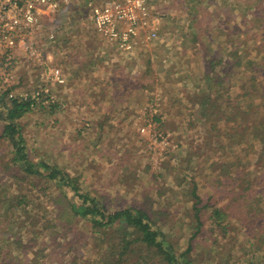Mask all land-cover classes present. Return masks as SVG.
I'll use <instances>...</instances> for the list:
<instances>
[{"label": "rangeland", "instance_id": "rangeland-1", "mask_svg": "<svg viewBox=\"0 0 264 264\" xmlns=\"http://www.w3.org/2000/svg\"><path fill=\"white\" fill-rule=\"evenodd\" d=\"M236 1L224 0L223 5L222 0H152L154 12L159 17L155 25L157 36L148 39L145 29L142 38L147 41L132 52L120 50L115 43L96 34L83 9L74 10L66 17L64 14L52 16L48 22L44 20L41 39L45 41L50 30L58 32V39L55 44H44L43 49L50 60L49 66L60 68L64 82L56 85L47 77L42 79L36 73L39 63L24 62L22 57L11 68L15 75L13 80L19 81L16 94L25 91L30 95L41 82L54 100L40 101L43 104L38 103L18 120L23 144L30 156L77 176L83 191H90L111 207L136 204L145 195L152 196L150 199L156 204L162 203V207L171 211L170 219L157 224L171 227L172 238L179 241L177 246L185 248L192 229L186 205L179 203L184 197H172L171 190L165 187L168 183L175 187L178 181H171L180 173L168 172L161 176L158 166L164 167L167 161L174 164V157L183 153L184 158V151L202 142L204 118L199 113V105L193 101L195 93L209 86L215 96L216 90L234 84L229 91L234 96L238 88L234 74H228L222 86L214 80L205 81L203 75L208 69V58L226 57L225 49L219 52L225 43H235L234 49L240 47L239 52L244 57L256 54L250 49L253 38L245 35L246 39L241 42L239 37L243 34L232 32L234 19L239 17L238 24L243 25L248 16L247 13L242 15L245 7L241 6H246L245 3L237 2L235 11L232 10V3ZM221 27L227 29L230 37L216 32ZM246 44L248 51H244ZM93 54L98 60L90 69L86 62ZM254 57L257 59L259 54ZM117 68L124 73L121 84L112 83L118 81L115 79L119 73ZM222 74L215 72L214 79ZM69 88L78 93H72L71 89L68 92ZM11 103L8 100V104ZM52 103L57 105L53 107ZM2 111L5 109L0 106V113ZM1 116L0 264H64L75 254L81 258L92 240L85 239L90 233L88 224L77 221L75 225L57 227L55 224L62 218L58 219L57 215L62 204L57 199L50 200L55 197L49 194L50 190L58 192L54 184H46L45 179L37 177L21 181L12 179L6 171L12 145L1 137L4 126ZM154 116H161L162 127ZM212 154L210 150L206 152L203 157L206 163L202 157L191 161L196 166L194 170L189 168V175L200 181L199 188L204 194L207 192L217 201L210 193L215 183L204 175ZM198 169L202 175L197 173ZM18 181L20 185L16 186ZM168 199L172 205L166 203ZM223 203L222 198L216 205ZM51 222L53 225L49 224ZM233 226L237 228L236 224ZM233 229L232 238L226 235L217 238L218 233L212 231L210 220L206 221L193 240L195 254L202 264L216 262L215 244L223 256L227 249L233 250L231 255L237 251V247L231 248V241L241 230ZM64 231L71 238L69 247L62 244V237H59ZM82 232L86 237L80 234ZM237 238L239 240L234 243L241 242V237ZM222 243L224 246L218 245ZM212 250L214 254L209 256ZM216 255L218 257L217 252Z\"/></svg>", "mask_w": 264, "mask_h": 264}, {"label": "trees", "instance_id": "trees-1", "mask_svg": "<svg viewBox=\"0 0 264 264\" xmlns=\"http://www.w3.org/2000/svg\"><path fill=\"white\" fill-rule=\"evenodd\" d=\"M237 2L246 4L241 6L245 7L242 15L247 13L248 16H245L243 25L238 24L239 17L235 18L232 32L243 34L242 38L239 37L241 42L249 36L253 38L250 49L255 50V55L259 54V57L256 59L250 53L244 57L239 52L240 47L234 49L235 43H220L219 52L225 49L227 56L209 57L208 69L203 78L205 81L214 80L215 84L222 86L228 74H234L238 86L234 96L229 92L234 84L216 90L215 96L209 86L195 93L193 101L199 105V113L204 118L201 122L202 142L184 151V158L183 153L174 157V164L167 161L164 167L158 166L159 173L160 169L162 171L161 176L168 172L180 173L171 181H178L175 187L172 188L169 183L165 187L171 190L172 197H184L179 203L186 205V215L192 229L185 248L177 246L179 241L172 238L171 227L157 224L170 219L171 211L162 207V203L156 204L154 199H150L152 196L145 195L136 204L111 207L97 195L83 191L77 176H71L44 160H34L23 144L18 122L25 112L32 110V101L13 99L9 105L6 95L0 94V106L5 109L3 114L0 113L4 120L1 137H5L12 145L6 171L15 181L37 177L45 179L46 184H54L58 192L50 190L49 194L55 196L50 197V200L57 199L62 204L57 214L58 219L62 218L55 224L57 227L64 228L66 224L75 225L77 221H82L90 228L87 237L85 233H80L85 239H92L90 243L86 240L89 245L87 252L81 258L76 254L70 256L64 264H202L195 254L193 240L208 219L212 231L218 233L217 238L219 235L232 238V228L241 230L231 241V248L237 247L232 255L233 250L227 249L223 256L222 250L217 251V245H214V264H264V0H237L232 3L233 11ZM219 31L230 37L226 28H218L216 32ZM245 35L248 36L243 38ZM248 50L246 44L244 51ZM205 52L207 54L209 50ZM217 71L223 74L214 79ZM121 73L120 69L115 79ZM56 105L52 103L53 107ZM154 119L162 127L161 116H154ZM209 150L213 154L207 167L204 166V175L215 183L210 193L217 197V201L207 192L204 194L199 188L200 181L189 175V168L194 170L196 166L191 161L203 158ZM203 160L206 163L207 159ZM199 172L200 169L197 173L202 175V171ZM19 181L16 186L20 185ZM222 192L225 194L220 197ZM222 198L224 203L217 206L218 200ZM170 199L166 203L172 205ZM49 224L53 225L52 222ZM49 224L45 226L49 227ZM238 236L241 242L234 243L239 240ZM59 237H62V244L69 247L70 236L64 231ZM218 245L224 246V243ZM208 254L213 256L214 251Z\"/></svg>", "mask_w": 264, "mask_h": 264}, {"label": "built area", "instance_id": "built-area-1", "mask_svg": "<svg viewBox=\"0 0 264 264\" xmlns=\"http://www.w3.org/2000/svg\"><path fill=\"white\" fill-rule=\"evenodd\" d=\"M152 0H0V94H5L11 102L31 100L32 108L41 103L53 102L49 89L38 83L30 95L25 91L18 94L19 81H14L12 69L20 57L24 62L37 61L36 73L47 77L56 85L64 82L60 68L49 66L44 44H55L57 31H48L45 41L41 39L44 31V20L52 16H68L74 10L87 12L88 21L93 29L109 39L120 50L132 52L137 46L147 41L142 38L157 36V13L151 4ZM55 19V18H54ZM146 40V41H145ZM39 77L36 76V79ZM14 81V82H13ZM18 82V83H17ZM47 94V95H46ZM4 95V96H5ZM50 99V101H49ZM43 104V103H41Z\"/></svg>", "mask_w": 264, "mask_h": 264}, {"label": "crops", "instance_id": "crops-1", "mask_svg": "<svg viewBox=\"0 0 264 264\" xmlns=\"http://www.w3.org/2000/svg\"><path fill=\"white\" fill-rule=\"evenodd\" d=\"M89 22V21H88ZM90 23V22H89ZM90 26H91V24H90ZM91 28H92V30L96 33V34H98L94 29H93V27L91 26ZM99 35V34H98ZM101 52H102V50H101ZM87 53V52H86ZM97 58L94 56V54H93V56H90V58H88L87 59V62H86V65H87V68L89 67L90 69H92L93 68V66L95 65V63L97 62ZM120 61H122V59H120ZM67 75V74H66ZM126 75L127 76H129V74L128 73H126ZM67 76H69V75H67ZM121 77H124V73L123 74H119V75H117V78H118V81L117 82H112L113 84H115V83H119V84H121V81H123V79L121 78ZM131 77V76H130ZM70 78V77H69ZM69 83V82H68ZM127 84V83H126ZM100 85V84H99ZM112 85V84H111ZM110 85V86H111ZM105 86H108V84L107 85H105ZM116 87V86H115ZM70 89L73 91L72 93H74V92H76V93H78L77 91L78 90H76L75 91V89L73 90L72 88H69L68 89V92L70 91ZM117 89V88H116ZM64 91L68 94V92L64 89ZM103 93V92H102Z\"/></svg>", "mask_w": 264, "mask_h": 264}]
</instances>
